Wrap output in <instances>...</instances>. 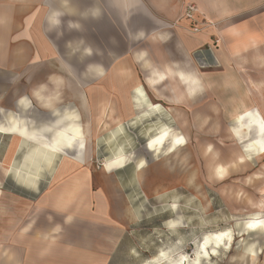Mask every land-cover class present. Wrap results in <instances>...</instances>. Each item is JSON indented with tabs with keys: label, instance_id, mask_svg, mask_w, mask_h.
I'll return each mask as SVG.
<instances>
[{
	"label": "crops",
	"instance_id": "0c3cea01",
	"mask_svg": "<svg viewBox=\"0 0 264 264\" xmlns=\"http://www.w3.org/2000/svg\"><path fill=\"white\" fill-rule=\"evenodd\" d=\"M187 5L194 9L190 19L185 18ZM35 22L34 37L28 30ZM175 24L184 30L195 26L203 31L194 38L185 35L182 41L171 27ZM53 32L56 37L64 35V38L50 40ZM256 36H264V0H0V136H19L20 142L13 139L9 145H0V264L148 263L143 261L140 248L122 249L128 238L124 236V225L131 224L127 215L123 217L116 206L112 209L107 204L102 189L91 187V173H74L76 163L87 161L86 134L80 115L59 110L57 96L43 97L34 91L32 97L37 99L40 110L45 111L42 116L46 121L49 117L53 120L34 125L33 119L10 113L30 112L31 100L18 96V78L29 65L38 67L39 54L47 51L44 47L59 53L60 48H72L73 52L79 47L124 45L130 37L150 42L160 50L159 57L149 58L148 63L143 61L142 72L148 75L138 79L131 99V109L142 111L141 120L157 116H146L158 107L154 102L172 108L182 105L190 108L197 104L209 87L206 83L210 85L205 82L203 70L218 68L220 64L202 68L205 52H195L213 43V39H229L233 44L232 58L240 60L239 70L249 66L263 71L264 53L257 47ZM85 52L92 50L87 48ZM139 59L143 60L144 54ZM64 62L69 68L78 64L74 60ZM94 62L87 65V78L91 81L104 74L97 64L101 60L94 58ZM178 73L199 77L203 85L182 83ZM128 77L125 74L122 80ZM169 80L171 98L159 89ZM259 83L257 80L251 84L252 89L256 88L258 105L263 85ZM189 93L193 95L187 98L185 94ZM111 108L102 107V114L110 115L109 119L114 111ZM71 114H77L76 123L81 126L82 136L69 144L67 139L59 141L57 135H52L62 132L60 122L72 117ZM117 134L112 133L108 142ZM43 138L45 142L41 141ZM25 144L33 145L21 163L17 157ZM120 151L130 153L119 146L112 156ZM70 152L74 155H67ZM59 155L73 160L61 163L62 171L49 173ZM29 167L32 175L17 173L18 169L29 170ZM11 174L18 176L21 183L10 177Z\"/></svg>",
	"mask_w": 264,
	"mask_h": 264
},
{
	"label": "rangeland",
	"instance_id": "374dc122",
	"mask_svg": "<svg viewBox=\"0 0 264 264\" xmlns=\"http://www.w3.org/2000/svg\"><path fill=\"white\" fill-rule=\"evenodd\" d=\"M187 6L185 18L190 19L194 9ZM22 14L24 23L26 19ZM35 24L28 30L34 37L37 33L33 28ZM171 27L182 41L185 35L194 38L203 31L195 26L187 30L177 24ZM69 33L67 30V36ZM54 34L49 37L52 41L64 38V35L56 37ZM256 38L257 47L264 53V36ZM133 40L130 37L124 45L79 47L73 52L72 48H60L58 53L56 49L44 47L47 51L39 54L38 67L29 65L18 78V96L31 100L30 112L10 113L25 116L30 121L33 119L34 125L53 120L49 114L47 121L42 116L45 111L40 110L37 99L32 97L34 91L43 97L57 96L59 100L56 106L59 110L80 115L86 134L87 161L76 163L74 173H91V187L94 190L102 189L107 204L112 209L116 206L123 217L131 205L137 221L124 225V236L128 238L124 240L122 249L128 250L133 246L140 248L143 251L142 259L147 260V264H178L184 256L187 257V264H193L198 256L199 264H264V226L263 230L257 232L244 231V224L250 219L258 218L264 224V159L254 154L249 157L245 148L249 143L237 141L233 132L237 126L235 116L239 111L261 108L264 113V70L250 69L249 66L239 70L237 64L240 60L232 58L233 44L229 39H213V43L195 52L204 51L202 61L209 65L215 59L220 64L218 68L203 70L205 82L210 85L206 83L209 87L199 97L197 104L190 108L184 105L172 108L154 102L155 106L164 108V114L140 120L142 111L131 109L133 89L138 79L148 75V72H142L145 68L143 61L148 63L149 58L156 60L160 50L146 39L144 42ZM32 47L34 50L38 48L36 45ZM87 48L92 52H85ZM142 54L143 60L139 59ZM94 58L101 60L97 64L103 68L104 76L93 77L92 82L87 78V65L95 63ZM66 59L77 61V66L69 68L64 62ZM261 65L264 66V59ZM125 74L129 77L123 81ZM257 80L263 84L260 87L259 105L254 94L256 88H251L252 82ZM170 82L159 88L168 98L173 95L169 91ZM105 105L112 106V119H109L110 115L102 114ZM71 116L78 120L77 114ZM158 120L167 121L187 140L175 156H158L148 149L147 131L157 127ZM112 133L118 134L108 142ZM13 139L19 142V136H0V145H9ZM45 140L43 138L41 141ZM25 145L17 157L21 163L23 155L33 144ZM119 146L130 152L119 153L133 156V159L111 172L102 171L104 163L115 156L112 153ZM67 155L73 156L74 153ZM56 159L49 173L62 171L61 163L73 160L63 155L56 156ZM143 159L145 164L138 171V161ZM9 176L19 181L18 176ZM172 221L177 224L171 226ZM225 233L218 247L214 240L210 243L207 247L209 256H206L202 250L206 239L210 235ZM249 245L257 248L256 259L252 260L245 253Z\"/></svg>",
	"mask_w": 264,
	"mask_h": 264
},
{
	"label": "bare ground",
	"instance_id": "6f19581e",
	"mask_svg": "<svg viewBox=\"0 0 264 264\" xmlns=\"http://www.w3.org/2000/svg\"><path fill=\"white\" fill-rule=\"evenodd\" d=\"M200 65L202 68L210 67L213 65L217 66V61L215 59V61L211 65H209V63L204 61L203 63L201 62ZM178 75L181 76L182 83H188V85L190 84L191 86H195V85L198 86V84H202L199 77H195L190 74L186 76V75H182L178 73ZM191 88L193 89V87ZM192 95H193L192 93H189V95L185 94L187 98H189V96H192ZM258 109L253 108V110L251 109V110L239 111L238 114L235 116V121H237V126L233 129V132H234V137H236L235 139L237 141L241 143H246V142L249 143L245 147L246 150L248 151L249 157H252L254 154V155H257L259 158L264 159V113L261 108L260 109L262 110V112L260 111V109L259 110ZM163 112H164V108L161 106H158V107H155V109L152 112L148 113L146 116L148 117L150 115L158 116V114L160 115L164 114ZM64 119H67V118H64ZM64 119H62V121L60 122V124L62 123L63 125L61 128L62 132L60 131L56 134L57 139L61 141V139L64 138L65 140L66 139L68 140L69 144H72L74 140L76 141L82 136V129H81V126H79L76 123V120L74 118L69 117L68 120H64ZM158 122H159L158 125L156 124L157 127L150 128V129L147 128L148 129L147 135L149 136L148 137V140H149L148 149L149 151L155 153L158 156L159 155H162L164 157L175 156V154L179 151V149L181 147H184V145H186L187 140L180 132H178V130H176L175 128L173 129V127L168 125L167 121L166 123L160 122V121ZM131 159H133V156H125V155H122L121 153L115 154V156L111 158V160H108L107 162L104 163L102 171L111 172L112 169L122 167L127 162V160H131ZM144 164H145V159L139 160L137 164V170L138 171L142 170ZM21 172H25L26 173L25 175H28V174L32 175L33 173V172L31 173L30 169L29 170H24V169L17 170V173L20 174ZM224 172H226V169H224ZM224 175L225 173H223L222 178L224 177ZM176 208H177L176 205H174V209ZM128 210L129 211L127 213V220L131 222L137 221L136 216L130 206ZM178 222L180 223V221ZM176 224H177L176 221H172L170 223L171 226H174ZM263 226L264 224L262 223V221H260L258 218L257 219L253 218V219L248 220L244 224V231L257 232V230H260V229L263 230ZM225 235L226 233L218 234L216 236L210 235L206 239L204 245L202 246V250H204V254L206 256H209V250L207 249V247L210 245V243L214 240L215 246L218 247L223 242ZM256 252H258L257 248H255L254 245H249L245 253L248 254L253 260V259H256V255H257ZM199 259H200V256L194 259L193 264H199ZM187 263H188L187 257L184 256V258L180 260L178 264H187Z\"/></svg>",
	"mask_w": 264,
	"mask_h": 264
},
{
	"label": "snow or ice",
	"instance_id": "6c2138e0",
	"mask_svg": "<svg viewBox=\"0 0 264 264\" xmlns=\"http://www.w3.org/2000/svg\"><path fill=\"white\" fill-rule=\"evenodd\" d=\"M179 142V141H178Z\"/></svg>",
	"mask_w": 264,
	"mask_h": 264
}]
</instances>
